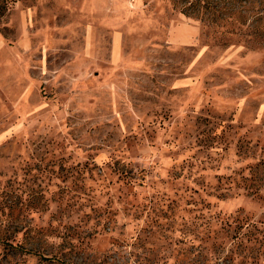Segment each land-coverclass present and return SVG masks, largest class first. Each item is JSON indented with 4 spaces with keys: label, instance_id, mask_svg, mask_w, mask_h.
<instances>
[{
    "label": "rangeland",
    "instance_id": "rangeland-1",
    "mask_svg": "<svg viewBox=\"0 0 264 264\" xmlns=\"http://www.w3.org/2000/svg\"><path fill=\"white\" fill-rule=\"evenodd\" d=\"M191 1L0 0V264H264V6Z\"/></svg>",
    "mask_w": 264,
    "mask_h": 264
},
{
    "label": "trees",
    "instance_id": "trees-1",
    "mask_svg": "<svg viewBox=\"0 0 264 264\" xmlns=\"http://www.w3.org/2000/svg\"><path fill=\"white\" fill-rule=\"evenodd\" d=\"M187 1V0H185ZM198 1V0H197ZM240 2H244V3H252L253 1V5H258V6H264V0H260V3L257 4V2H255L254 0H239ZM205 2V1H204ZM197 4L193 2V0L191 1V5H189V7L187 8L186 11H188V9L192 6H196ZM246 5V4H245ZM204 6H211L209 5L208 1L205 2ZM21 230H14L12 232H1L0 233V244H8L12 247H19V244H14L13 242L16 240L17 238V233H19Z\"/></svg>",
    "mask_w": 264,
    "mask_h": 264
}]
</instances>
